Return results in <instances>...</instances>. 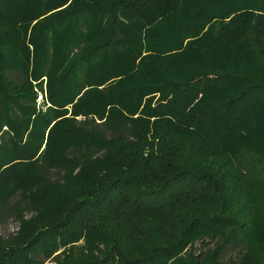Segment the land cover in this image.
Listing matches in <instances>:
<instances>
[{
	"label": "trees",
	"instance_id": "trees-1",
	"mask_svg": "<svg viewBox=\"0 0 264 264\" xmlns=\"http://www.w3.org/2000/svg\"><path fill=\"white\" fill-rule=\"evenodd\" d=\"M1 214L0 264H264V0H0Z\"/></svg>",
	"mask_w": 264,
	"mask_h": 264
},
{
	"label": "rangeland",
	"instance_id": "rangeland-1",
	"mask_svg": "<svg viewBox=\"0 0 264 264\" xmlns=\"http://www.w3.org/2000/svg\"><path fill=\"white\" fill-rule=\"evenodd\" d=\"M39 108H41L42 110H45L46 107L49 106V103L46 104L45 100V96H46V91H45V86L44 89L42 91H39ZM157 98V96H156ZM37 101V100H36ZM79 118V117H78ZM107 134V133H106ZM61 144H62V139L57 138L55 141L51 142L50 145L47 148L48 154H52V157H58L59 154L62 152L61 149ZM35 171V169H27V168H21L16 174H14L15 176L12 177L9 182L6 184L5 189L7 191H12V193H16L17 195H15L12 200H11V204H13L14 202H16L18 200V191L20 189H23V183L24 181H22V177H24L25 175L29 174V173H33ZM47 176L52 180V181H56L58 179H60L61 176V172L58 169H50L47 171ZM25 185L28 187H30L28 182H24ZM31 214L27 213L26 217H30ZM18 229V222L16 221V219L11 216L8 217L6 215H0V237L5 240L8 239L16 230ZM215 241L213 240H206L205 242L202 241H196L194 244V248L196 253L199 252H204L206 251V249H209L211 247L214 246ZM241 249L239 247L236 248H227L222 252V261L223 262H228L229 260L232 261H236L238 255L240 254ZM48 261V260H47Z\"/></svg>",
	"mask_w": 264,
	"mask_h": 264
},
{
	"label": "built area",
	"instance_id": "built-area-1",
	"mask_svg": "<svg viewBox=\"0 0 264 264\" xmlns=\"http://www.w3.org/2000/svg\"><path fill=\"white\" fill-rule=\"evenodd\" d=\"M39 96H40V95L38 94V96H37V101H36L38 107H39L38 101H39V99H40ZM47 104H48V103H47Z\"/></svg>",
	"mask_w": 264,
	"mask_h": 264
}]
</instances>
